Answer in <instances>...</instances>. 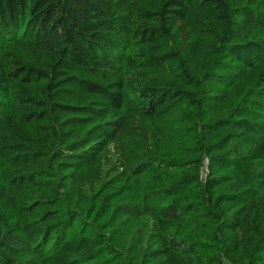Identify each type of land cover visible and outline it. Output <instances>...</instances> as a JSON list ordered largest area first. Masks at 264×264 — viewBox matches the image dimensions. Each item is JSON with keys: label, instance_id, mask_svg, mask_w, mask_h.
Returning <instances> with one entry per match:
<instances>
[{"label": "trees", "instance_id": "1", "mask_svg": "<svg viewBox=\"0 0 264 264\" xmlns=\"http://www.w3.org/2000/svg\"><path fill=\"white\" fill-rule=\"evenodd\" d=\"M0 264H264V0H0Z\"/></svg>", "mask_w": 264, "mask_h": 264}, {"label": "rangeland", "instance_id": "2", "mask_svg": "<svg viewBox=\"0 0 264 264\" xmlns=\"http://www.w3.org/2000/svg\"><path fill=\"white\" fill-rule=\"evenodd\" d=\"M207 173H208V170L205 168V170L203 171V176H204L203 179H205ZM115 197H116V196H115ZM127 224H128V222H127ZM127 224H126V226L128 227ZM130 225L133 226L132 223H131ZM126 230H127V228H123V234H124V232H125Z\"/></svg>", "mask_w": 264, "mask_h": 264}]
</instances>
